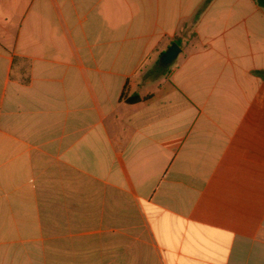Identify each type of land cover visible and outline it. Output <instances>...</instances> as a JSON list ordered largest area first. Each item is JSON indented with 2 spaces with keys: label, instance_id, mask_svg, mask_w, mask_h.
<instances>
[{
  "label": "crops",
  "instance_id": "0c3cea01",
  "mask_svg": "<svg viewBox=\"0 0 264 264\" xmlns=\"http://www.w3.org/2000/svg\"><path fill=\"white\" fill-rule=\"evenodd\" d=\"M207 2L0 0V264H264V0Z\"/></svg>",
  "mask_w": 264,
  "mask_h": 264
},
{
  "label": "water",
  "instance_id": "95a60500",
  "mask_svg": "<svg viewBox=\"0 0 264 264\" xmlns=\"http://www.w3.org/2000/svg\"><path fill=\"white\" fill-rule=\"evenodd\" d=\"M182 49L179 45L174 44L167 52L163 54L161 57V65L164 67L171 66L175 60L179 57L181 54Z\"/></svg>",
  "mask_w": 264,
  "mask_h": 264
},
{
  "label": "trees",
  "instance_id": "16d2710c",
  "mask_svg": "<svg viewBox=\"0 0 264 264\" xmlns=\"http://www.w3.org/2000/svg\"><path fill=\"white\" fill-rule=\"evenodd\" d=\"M210 1H211V0H208L207 4L210 3ZM200 13H201V12H200ZM177 44H178L179 46L181 45L180 42H178ZM158 67L162 69V67L160 66V61L158 62ZM139 101H140V98H139L138 96L133 97V98L127 100V102H128V103H131V104H133V103H137V102H139Z\"/></svg>",
  "mask_w": 264,
  "mask_h": 264
}]
</instances>
